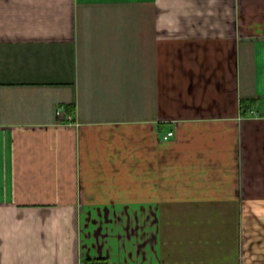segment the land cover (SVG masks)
Here are the masks:
<instances>
[{"label":"crops","instance_id":"1","mask_svg":"<svg viewBox=\"0 0 264 264\" xmlns=\"http://www.w3.org/2000/svg\"><path fill=\"white\" fill-rule=\"evenodd\" d=\"M96 259L264 264V0H0V264Z\"/></svg>","mask_w":264,"mask_h":264},{"label":"trees","instance_id":"2","mask_svg":"<svg viewBox=\"0 0 264 264\" xmlns=\"http://www.w3.org/2000/svg\"><path fill=\"white\" fill-rule=\"evenodd\" d=\"M255 104L254 102H242V109L244 111H249L251 107H253ZM68 113H72V108H68ZM83 264H109L107 260L104 259H96V260H86Z\"/></svg>","mask_w":264,"mask_h":264},{"label":"built area","instance_id":"3","mask_svg":"<svg viewBox=\"0 0 264 264\" xmlns=\"http://www.w3.org/2000/svg\"><path fill=\"white\" fill-rule=\"evenodd\" d=\"M59 114L62 115V110H59ZM175 133L173 131L169 132L167 135L164 136V140H169L170 138L174 137Z\"/></svg>","mask_w":264,"mask_h":264}]
</instances>
